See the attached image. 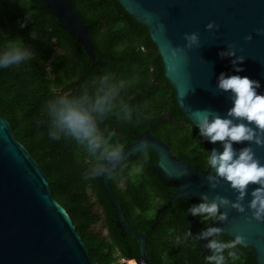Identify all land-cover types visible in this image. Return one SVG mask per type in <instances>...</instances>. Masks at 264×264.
I'll return each mask as SVG.
<instances>
[{"label":"trees","instance_id":"16d2710c","mask_svg":"<svg viewBox=\"0 0 264 264\" xmlns=\"http://www.w3.org/2000/svg\"><path fill=\"white\" fill-rule=\"evenodd\" d=\"M73 2L90 27L96 64L69 31L58 25L57 17L43 0H0V31L11 37L22 36L33 49L29 61L0 69V115L8 120L17 140L46 174L54 198L69 213L92 258L100 264H116L119 258L140 259L138 243L123 235L117 226L101 175L83 178L87 166L83 149L71 139L48 137L44 101L55 92H77L89 85L93 76L111 72L115 79L126 82L120 95L132 113L127 120L110 113L100 128L105 133L112 132V140L121 143L123 149L134 142L136 135L150 129L176 156L209 171L204 164L208 143L180 110L147 28L130 16L118 0ZM24 17H28V23L20 28L19 21ZM30 31L36 33L35 39L29 37ZM3 43L0 38V45ZM157 160L153 151L144 150L108 174L127 219L140 232L149 228L158 209L177 188L158 177L153 165ZM186 204L187 200L174 202L160 213L151 228V264H204L202 254L206 252L201 251L200 243L175 241L178 234L191 232L192 216L186 214ZM97 205L101 213L95 210ZM99 221L107 236L93 230ZM222 238L231 239L224 233ZM234 251L235 259L229 258L227 264H254L251 248L237 245Z\"/></svg>","mask_w":264,"mask_h":264},{"label":"water","instance_id":"95a60500","mask_svg":"<svg viewBox=\"0 0 264 264\" xmlns=\"http://www.w3.org/2000/svg\"><path fill=\"white\" fill-rule=\"evenodd\" d=\"M43 1L57 17L58 25L69 31L84 48L90 61L96 64L98 61L95 58V43L89 34L90 27L78 14L73 0ZM118 1L130 16L147 28L160 54L164 75L174 88L176 102L192 123L198 118L197 110L207 109L223 116L231 106L229 93L215 87L220 72L226 75L234 72L230 62L232 57L218 54L229 44L234 46L236 55L244 57L239 62L242 64L239 75L259 80L261 87L258 91L264 92V33L256 32L257 28L264 29V0ZM209 21L214 22L213 29L205 28ZM186 32H196L199 44L184 49L170 59L169 46L183 47V34ZM246 34H251L252 39L245 40ZM145 132L123 149L120 165L144 150H151L158 158L153 164L158 177L177 185L168 202L149 222V228L140 232L131 225L122 203L116 197L109 173L101 174V183L115 210L121 233L138 243L140 259L145 264H151L148 237L162 211L177 200L194 202L202 194L209 199L220 195L232 201L236 192L220 178L214 181L216 187H209L206 177L214 176V171L200 170L197 165L176 156L150 129ZM207 143V151L213 148L221 150L220 142ZM249 143L234 142L233 147L239 149ZM252 149L264 163V145L253 143ZM253 187L255 185L251 183L248 186L249 190ZM249 198L246 195L242 201L245 208ZM220 211L227 214V220H217L211 225L220 226L230 238L240 234L244 238L241 245L251 248L254 264H264V221H257L247 211L241 213L229 205L223 206ZM199 243L203 249L204 241ZM0 264H100L92 258L67 210L54 198L46 174L17 140L8 120L1 115Z\"/></svg>","mask_w":264,"mask_h":264},{"label":"clouds","instance_id":"9594fccd","mask_svg":"<svg viewBox=\"0 0 264 264\" xmlns=\"http://www.w3.org/2000/svg\"><path fill=\"white\" fill-rule=\"evenodd\" d=\"M28 17L19 21V27L24 28ZM215 24L209 21L206 29H213ZM257 34L264 33V29L257 28ZM32 39L36 33H28ZM183 47L169 46V58L177 57L184 49H190L199 44L196 32L183 34ZM0 38L4 43L0 45V69L19 66L29 61L33 56V49L25 42L22 36L11 37L0 31ZM251 40V34L244 36ZM221 56L232 57L231 63L234 72L225 74L220 72L216 77L215 87L228 92L231 106L223 116L209 110H197V119L193 123L201 138L208 142H220L221 150L213 148L206 151L205 167L214 171L215 175H208L206 179L209 187H216L215 180L220 178L226 181L236 192L235 200L229 201L226 197L216 195L209 199L202 194L198 201L192 203L186 214L198 217L200 221L209 225L210 221H226L227 214L220 209L229 205L236 211L250 213L251 218L264 221V163L256 157L252 144L264 145V92L258 91L261 84L257 79L239 75L242 71L244 57L236 55L235 48L229 44L226 50L218 53ZM124 80L115 79L111 72L93 76L89 85L81 87L77 92H55L43 104L42 111L46 117L47 135L53 140L61 138L71 139L86 153V168L82 173L84 179H91L101 174L112 172L122 162L123 145L113 141L112 132L101 130L100 123L110 113L127 120L132 113L131 106L121 98V90L125 87ZM251 142L236 149L234 142ZM255 187L249 190V184ZM250 197L247 205L242 203L245 196ZM220 226L209 225L197 234L189 230L178 234L175 241L178 244L188 241H204V264H227V260L235 259L234 249L243 243L244 238L235 234L225 240Z\"/></svg>","mask_w":264,"mask_h":264},{"label":"flooded vegetation","instance_id":"af4514ba","mask_svg":"<svg viewBox=\"0 0 264 264\" xmlns=\"http://www.w3.org/2000/svg\"><path fill=\"white\" fill-rule=\"evenodd\" d=\"M146 132H144V133H139L138 135H136L135 137H134V141L136 140V139H139L142 135H144ZM197 200H195L194 202H196ZM194 202H191V201H188V204H186V206H183V208L184 209H186L187 210V208L192 204V203H194ZM191 219V224H192V228H191V232L193 233V234H197L199 231H201L202 230V227L203 226H205L204 224H201V221L200 220H198L197 218H195V217H191L190 218ZM201 249V248H200ZM205 252H207L206 250H205ZM203 255H204V253L202 254V257H203ZM133 258V257H132ZM130 264L131 263H134V261H130L129 262Z\"/></svg>","mask_w":264,"mask_h":264},{"label":"rangeland","instance_id":"374dc122","mask_svg":"<svg viewBox=\"0 0 264 264\" xmlns=\"http://www.w3.org/2000/svg\"><path fill=\"white\" fill-rule=\"evenodd\" d=\"M119 186H121V187L124 186V180H121V181L119 182ZM89 192H91V191L89 190ZM91 193H92V192H91ZM92 199L94 200L95 198L92 197ZM95 210H96L97 212H99V213L102 212L101 207H100L99 205L95 206ZM92 228H93V230H94L95 232H97V233H99V234H101V235H103V236H107V235H108V232H107V230H106L104 224H103L101 221H99V222H97L96 224H94V225L92 226ZM122 261H123V258H119L118 261L116 262V264H123Z\"/></svg>","mask_w":264,"mask_h":264},{"label":"built area","instance_id":"2783aa9c","mask_svg":"<svg viewBox=\"0 0 264 264\" xmlns=\"http://www.w3.org/2000/svg\"><path fill=\"white\" fill-rule=\"evenodd\" d=\"M130 261H134L136 264H145V262L141 259H135L132 257H128V258H123L122 263L123 264H129Z\"/></svg>","mask_w":264,"mask_h":264}]
</instances>
